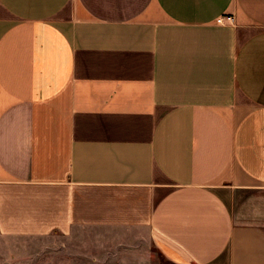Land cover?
<instances>
[{"label":"crops","instance_id":"1","mask_svg":"<svg viewBox=\"0 0 264 264\" xmlns=\"http://www.w3.org/2000/svg\"><path fill=\"white\" fill-rule=\"evenodd\" d=\"M1 242L264 264V0H0Z\"/></svg>","mask_w":264,"mask_h":264},{"label":"rangeland","instance_id":"2","mask_svg":"<svg viewBox=\"0 0 264 264\" xmlns=\"http://www.w3.org/2000/svg\"><path fill=\"white\" fill-rule=\"evenodd\" d=\"M250 192H246V191H241L238 192L237 194H230L227 197L228 203L230 204V206L234 209H237L241 203V200L245 197H250ZM248 195V196H247ZM64 240L62 239H57L56 243H53V241H50L48 239H43L41 241H37V240H25L22 242V244H19L20 249H26L27 251L32 250V249H39V248H54V247H58L60 246H64ZM69 248L72 247L71 244L67 245ZM5 245L1 242L0 243V253L1 251L5 252ZM65 248V247H64ZM29 249V250H28ZM14 259L13 260H21L22 256H15L13 255ZM8 258H11L10 256ZM43 259V257H42ZM13 260H7V256L5 254H0V264L4 263V264H16L17 261L15 263H13ZM25 260V259H23ZM22 260V261H23ZM153 260L155 264H170V262H168L164 256L159 253V251L157 249L154 248L153 250Z\"/></svg>","mask_w":264,"mask_h":264}]
</instances>
